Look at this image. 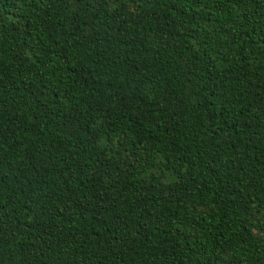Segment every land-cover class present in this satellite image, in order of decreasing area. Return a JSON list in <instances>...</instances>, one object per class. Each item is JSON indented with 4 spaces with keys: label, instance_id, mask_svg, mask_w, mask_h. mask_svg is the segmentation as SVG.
I'll list each match as a JSON object with an SVG mask.
<instances>
[{
    "label": "trees",
    "instance_id": "obj_1",
    "mask_svg": "<svg viewBox=\"0 0 264 264\" xmlns=\"http://www.w3.org/2000/svg\"><path fill=\"white\" fill-rule=\"evenodd\" d=\"M0 264H264V0H0Z\"/></svg>",
    "mask_w": 264,
    "mask_h": 264
}]
</instances>
